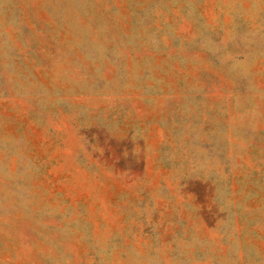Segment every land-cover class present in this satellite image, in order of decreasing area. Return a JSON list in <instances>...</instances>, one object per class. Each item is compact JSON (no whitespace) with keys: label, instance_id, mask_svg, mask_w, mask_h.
Wrapping results in <instances>:
<instances>
[{"label":"rangeland","instance_id":"1","mask_svg":"<svg viewBox=\"0 0 264 264\" xmlns=\"http://www.w3.org/2000/svg\"><path fill=\"white\" fill-rule=\"evenodd\" d=\"M0 264H264V0H0Z\"/></svg>","mask_w":264,"mask_h":264}]
</instances>
